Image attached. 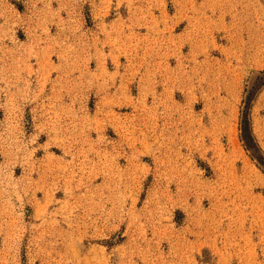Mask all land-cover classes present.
Masks as SVG:
<instances>
[{
  "label": "rangeland",
  "instance_id": "1",
  "mask_svg": "<svg viewBox=\"0 0 264 264\" xmlns=\"http://www.w3.org/2000/svg\"><path fill=\"white\" fill-rule=\"evenodd\" d=\"M0 264H264V0H0Z\"/></svg>",
  "mask_w": 264,
  "mask_h": 264
}]
</instances>
